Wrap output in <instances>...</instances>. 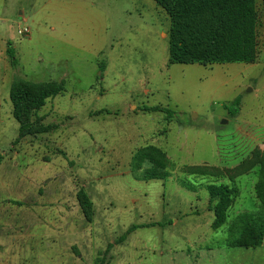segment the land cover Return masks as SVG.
<instances>
[{
	"label": "rangeland",
	"instance_id": "obj_1",
	"mask_svg": "<svg viewBox=\"0 0 264 264\" xmlns=\"http://www.w3.org/2000/svg\"><path fill=\"white\" fill-rule=\"evenodd\" d=\"M256 10L257 61L203 66L169 64V18L153 0H0V237L25 238L0 264H264V248L225 244L229 222L256 209L258 168L233 182L182 170L233 168L264 151V0ZM15 79L63 84L38 112L52 133L16 142ZM146 146L170 160L167 180H141ZM207 184L237 191L217 230ZM51 186H60L55 199ZM81 189L94 204L90 221ZM13 201L53 219L22 230Z\"/></svg>",
	"mask_w": 264,
	"mask_h": 264
},
{
	"label": "trees",
	"instance_id": "obj_2",
	"mask_svg": "<svg viewBox=\"0 0 264 264\" xmlns=\"http://www.w3.org/2000/svg\"><path fill=\"white\" fill-rule=\"evenodd\" d=\"M169 18L168 62L169 64H214L244 63L254 64L258 58L256 10L257 0H153ZM12 64L13 54L7 50ZM101 64L100 70L104 72ZM64 91L62 83L29 82L15 79L10 86L9 98L12 104V116L18 123L16 142L29 137L50 134L55 125L43 124L44 118L38 112L46 101ZM240 100L231 104L237 113ZM149 110V109H147ZM152 108L150 111H158ZM136 161L146 163L148 169L141 180H167L170 160L155 146H146L138 153ZM3 156L0 155V163ZM258 168V181L255 184L256 209L238 214L229 222L226 246L230 248L256 249L264 242V151L255 149L249 158L233 168L186 167L187 176H211L225 178L233 182L238 176ZM188 190H196L191 184L182 185ZM209 211L213 212L211 224L213 230L227 223L228 212L232 208L237 191L228 184H207ZM82 215L90 221L94 215V204L84 190L76 195ZM127 230L126 234L133 231Z\"/></svg>",
	"mask_w": 264,
	"mask_h": 264
},
{
	"label": "crops",
	"instance_id": "obj_3",
	"mask_svg": "<svg viewBox=\"0 0 264 264\" xmlns=\"http://www.w3.org/2000/svg\"><path fill=\"white\" fill-rule=\"evenodd\" d=\"M66 1V0H65ZM68 3V2H67ZM60 8H62L63 10H64V14H70V13H68L69 12V10H70V7H69V5H66V3H63V5H60L59 6ZM52 187V189H51V191H52V193H53V198L55 199V193L57 192V191H55L56 189H58V188H60V186H58V187H56V186H51ZM18 188H19V190L20 189H22V186H18ZM5 207L4 208H6L5 210H7L8 208H7V206L6 205H9L8 204V202H9V200L7 201V200H5ZM14 202V204L13 205H15L14 207L15 208H21L22 209V211H18V210H16L15 211V216H16V219H15V223H16V226H21L22 227V230H23V226L25 225V224H27L28 226L29 225H39V224H42V225H44V224H46V225H49L50 224V222H49V220L50 219H53V214H52V216L50 217V212H42V216H39V214H40V212H39V210L37 211V210H35V206H33V205H37L36 203H34V204H32L31 206H29L28 208L26 207V204L25 203H22L21 201H13ZM258 202V201H257ZM40 204V203H39ZM48 204V203H47ZM48 205H50V204H48ZM40 206V205H39ZM38 206V207H39ZM257 206V205H256ZM35 207V208H34ZM27 209V210H26ZM23 210L25 211V212H28L30 215H28V217H23V216H20V213L21 212H23ZM43 210V209H42ZM8 213L9 212H7V213H5V215H4V221H3V223H4V225L6 226V228H7V218H8ZM239 214H241V213H239ZM238 215V214H237ZM2 215H0V221H2ZM30 221V222H29ZM22 230H20V231H22ZM45 230V229H44ZM227 231V230H226ZM7 233V235H5L6 236V238H8V229H7V231H6ZM23 232V231H22ZM23 234V233H22ZM1 235V234H0ZM28 235V234H27ZM13 236V235H12ZM13 238V239H12ZM12 238H10V241L9 242H7V241H5V242H2V239H1V237H0V256L2 255V251L3 250H7V248H8V246L11 244V247H13L14 248V246L17 248V244L18 243H20V242H24L25 240V238L24 237H22V236H15V237H12ZM261 248H264V242H262V244H261V246L259 247V249H261ZM256 249H258V248H256Z\"/></svg>",
	"mask_w": 264,
	"mask_h": 264
},
{
	"label": "built area",
	"instance_id": "obj_4",
	"mask_svg": "<svg viewBox=\"0 0 264 264\" xmlns=\"http://www.w3.org/2000/svg\"><path fill=\"white\" fill-rule=\"evenodd\" d=\"M18 35H19L20 37H27V36L30 35V31H29L28 28H24L23 30H19V31H18Z\"/></svg>",
	"mask_w": 264,
	"mask_h": 264
}]
</instances>
